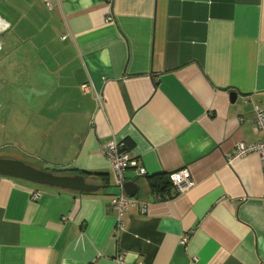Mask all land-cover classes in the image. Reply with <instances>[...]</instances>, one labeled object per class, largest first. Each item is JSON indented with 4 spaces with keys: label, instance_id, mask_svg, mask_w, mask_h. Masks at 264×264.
Returning <instances> with one entry per match:
<instances>
[{
    "label": "crops",
    "instance_id": "obj_1",
    "mask_svg": "<svg viewBox=\"0 0 264 264\" xmlns=\"http://www.w3.org/2000/svg\"><path fill=\"white\" fill-rule=\"evenodd\" d=\"M50 3L0 0V25L49 87L14 105L0 75V158L99 190L0 177V264H264L260 157L233 158L237 143L259 140L264 0ZM114 141L146 171H125L136 190L119 237L104 155ZM157 174L169 176L170 195L151 191Z\"/></svg>",
    "mask_w": 264,
    "mask_h": 264
},
{
    "label": "water",
    "instance_id": "obj_2",
    "mask_svg": "<svg viewBox=\"0 0 264 264\" xmlns=\"http://www.w3.org/2000/svg\"><path fill=\"white\" fill-rule=\"evenodd\" d=\"M9 29L5 25H0V56L3 57L0 75L13 78L6 80L5 84L8 86L2 87L1 92L6 90L10 97H14V105L21 102L27 104L31 100L36 102L38 99L36 92L43 93V97L47 95V91L40 90L41 79L45 76L44 68L28 63L25 57L28 52L20 41L11 39L8 35ZM0 177L22 180L71 193L89 194L99 190V186L88 183L82 175H57L15 159L0 158ZM124 188L128 196H134L136 190L134 181H127Z\"/></svg>",
    "mask_w": 264,
    "mask_h": 264
},
{
    "label": "built area",
    "instance_id": "obj_3",
    "mask_svg": "<svg viewBox=\"0 0 264 264\" xmlns=\"http://www.w3.org/2000/svg\"><path fill=\"white\" fill-rule=\"evenodd\" d=\"M45 6L50 9V0H43ZM83 90H89V86L83 85ZM100 101V98H98ZM254 131L259 135V140L255 144L247 145L244 142H239L235 146L233 158H242L250 153H256L260 157L263 180H264V109L259 106H254ZM106 159L111 164L117 178L118 194L112 200L111 205L113 208L115 221L114 233L119 237L121 231L124 229L122 215L124 211L132 204L131 198L125 193L124 185L127 182L125 178V171L129 167H134L138 176L146 175V171L138 165L136 158L128 151L123 143L116 142L109 146L104 152ZM230 162V161H229ZM193 185V182L186 180V182L178 187L179 191L184 190ZM187 238H185V241ZM118 264H122V259L117 258Z\"/></svg>",
    "mask_w": 264,
    "mask_h": 264
},
{
    "label": "trees",
    "instance_id": "obj_4",
    "mask_svg": "<svg viewBox=\"0 0 264 264\" xmlns=\"http://www.w3.org/2000/svg\"><path fill=\"white\" fill-rule=\"evenodd\" d=\"M130 148V147H129ZM51 172H55L54 170H47ZM91 176H103L104 174H87ZM149 186L151 191L156 194H164L170 195L172 191L171 182L169 180V176L166 174H157L154 176H149Z\"/></svg>",
    "mask_w": 264,
    "mask_h": 264
},
{
    "label": "rangeland",
    "instance_id": "obj_5",
    "mask_svg": "<svg viewBox=\"0 0 264 264\" xmlns=\"http://www.w3.org/2000/svg\"><path fill=\"white\" fill-rule=\"evenodd\" d=\"M46 89H49L48 85H46V88L44 90H46ZM43 96H44V94L38 95V98L42 99ZM36 98H37V95H36ZM20 181H22V180H20ZM22 182H24V181H22ZM31 185H34V184L31 183ZM34 186L38 187L37 185H34Z\"/></svg>",
    "mask_w": 264,
    "mask_h": 264
}]
</instances>
